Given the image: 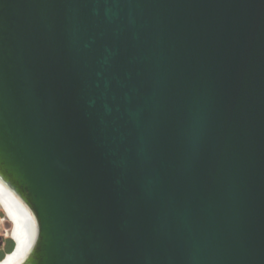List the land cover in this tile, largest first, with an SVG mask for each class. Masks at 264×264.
Listing matches in <instances>:
<instances>
[{
  "label": "water",
  "instance_id": "1",
  "mask_svg": "<svg viewBox=\"0 0 264 264\" xmlns=\"http://www.w3.org/2000/svg\"><path fill=\"white\" fill-rule=\"evenodd\" d=\"M0 181L19 264H264V0H0Z\"/></svg>",
  "mask_w": 264,
  "mask_h": 264
},
{
  "label": "bare ground",
  "instance_id": "2",
  "mask_svg": "<svg viewBox=\"0 0 264 264\" xmlns=\"http://www.w3.org/2000/svg\"><path fill=\"white\" fill-rule=\"evenodd\" d=\"M0 210L12 226L7 235L15 240L16 249L7 254L0 264H19L31 247L36 233L33 218L19 199L0 181Z\"/></svg>",
  "mask_w": 264,
  "mask_h": 264
},
{
  "label": "rangeland",
  "instance_id": "3",
  "mask_svg": "<svg viewBox=\"0 0 264 264\" xmlns=\"http://www.w3.org/2000/svg\"><path fill=\"white\" fill-rule=\"evenodd\" d=\"M12 226L4 217L3 212L0 210V261L11 251L12 240L7 235V232L11 230Z\"/></svg>",
  "mask_w": 264,
  "mask_h": 264
},
{
  "label": "trees",
  "instance_id": "4",
  "mask_svg": "<svg viewBox=\"0 0 264 264\" xmlns=\"http://www.w3.org/2000/svg\"><path fill=\"white\" fill-rule=\"evenodd\" d=\"M11 242H12V245L14 246L13 241H11ZM13 246H12V249H13ZM12 249H11V251H12ZM11 251H10V252H11ZM10 252H9V253H10ZM9 253H8V254H9Z\"/></svg>",
  "mask_w": 264,
  "mask_h": 264
}]
</instances>
